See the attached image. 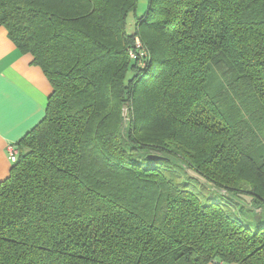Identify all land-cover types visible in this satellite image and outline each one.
Segmentation results:
<instances>
[{"label": "trees", "instance_id": "16d2710c", "mask_svg": "<svg viewBox=\"0 0 264 264\" xmlns=\"http://www.w3.org/2000/svg\"><path fill=\"white\" fill-rule=\"evenodd\" d=\"M137 2L0 0L51 85L0 264H264V0Z\"/></svg>", "mask_w": 264, "mask_h": 264}, {"label": "crops", "instance_id": "0c3cea01", "mask_svg": "<svg viewBox=\"0 0 264 264\" xmlns=\"http://www.w3.org/2000/svg\"><path fill=\"white\" fill-rule=\"evenodd\" d=\"M0 26V181L10 172L8 146L19 142L45 116L51 85Z\"/></svg>", "mask_w": 264, "mask_h": 264}, {"label": "rangeland", "instance_id": "374dc122", "mask_svg": "<svg viewBox=\"0 0 264 264\" xmlns=\"http://www.w3.org/2000/svg\"><path fill=\"white\" fill-rule=\"evenodd\" d=\"M147 7H148V0H138L137 7H136V13L141 15L142 13L145 12V10H147ZM128 21L129 22L131 21L130 22V28H131V30H133L134 29V24H133L134 20H133L132 14L129 16ZM23 150H25V148H23ZM185 176H187V175H185ZM189 176H191L190 178L193 179L196 176V174L193 173V171H190ZM200 184L206 186L207 188H209L212 191H215V192L219 191V189L217 187H215L214 185H212V183H210L208 181H204L202 178H200ZM219 195L235 199V195H233L232 193L226 192L224 190L221 191ZM239 201L246 204L247 206H249V204H247L246 202H244L242 200H239ZM254 210H255L254 212H257V213H255L256 215L253 214L254 216H257L258 218H264V208H261L259 212L257 209H254Z\"/></svg>", "mask_w": 264, "mask_h": 264}, {"label": "built area", "instance_id": "2783aa9c", "mask_svg": "<svg viewBox=\"0 0 264 264\" xmlns=\"http://www.w3.org/2000/svg\"><path fill=\"white\" fill-rule=\"evenodd\" d=\"M136 42H137V46L138 47H141V43H140V40L139 38L136 39ZM131 56L132 57H135V53L134 52H131ZM19 147L17 145H14V144H10L8 146V154H9V159L12 163L16 162L18 160V156H19ZM210 264H227V263H224V262H221V261H214V262H211Z\"/></svg>", "mask_w": 264, "mask_h": 264}]
</instances>
